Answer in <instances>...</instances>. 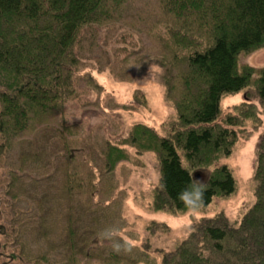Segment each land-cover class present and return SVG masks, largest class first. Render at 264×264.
<instances>
[{
    "label": "trees",
    "instance_id": "obj_1",
    "mask_svg": "<svg viewBox=\"0 0 264 264\" xmlns=\"http://www.w3.org/2000/svg\"><path fill=\"white\" fill-rule=\"evenodd\" d=\"M128 30L152 44L174 113L160 133L137 124L116 143L95 142L69 122L66 107L99 104L89 101L102 88L87 69L133 80V51L120 58ZM263 48L264 0H0V264H264V134L254 201L240 220L221 212L194 221L186 239L154 250L157 257L107 233L120 202L115 171L139 163L128 149L158 163L151 212L190 213L178 194L194 187L202 191L195 212L237 193L231 168L219 162L246 124H263L264 68L239 63ZM247 90L258 104L223 116V99ZM134 100L146 103L140 93Z\"/></svg>",
    "mask_w": 264,
    "mask_h": 264
},
{
    "label": "rangeland",
    "instance_id": "obj_2",
    "mask_svg": "<svg viewBox=\"0 0 264 264\" xmlns=\"http://www.w3.org/2000/svg\"><path fill=\"white\" fill-rule=\"evenodd\" d=\"M123 32L125 31L121 29L119 34ZM128 32L129 30L120 38V48L124 50L120 58L124 56L127 58V54L133 51L129 59L130 66L128 65L132 69L135 68L133 76L131 75L133 80L120 82L109 73L108 69L101 73L87 69V72L93 75L97 84L102 88L98 94H91L89 101L95 102L99 98V104L95 107L83 108L77 102L72 101L66 107L69 122L80 126L84 132L90 133L95 142L101 143L106 139L116 143L137 124L147 125L160 133L162 125L174 113L165 100V68L160 61L148 53L153 51L152 44L146 37H141L142 35L137 30L133 31L132 35ZM140 37L144 46L142 43H133ZM111 47L105 48L104 53L107 59L111 55ZM126 48L129 49L126 50ZM141 57H145L144 61L138 65L134 64ZM150 63L160 69L158 73L151 76L148 73ZM239 63L244 67L264 68V48L242 56ZM135 93L143 95L146 101L144 106L134 100ZM254 96L253 90H247L226 97L221 102L223 116L242 102L255 101L258 104ZM260 112L263 124L257 130L250 124H246L231 157L219 162V165L226 164L231 168L237 183V193L227 200L216 199L206 211L190 212L184 216L151 212L149 210L151 194L159 181L158 163L151 153L138 156L134 150L128 149L139 160V163L137 166L122 164L115 171L116 196L120 202L111 218L112 225L109 224L112 228L107 233L110 236L122 238L125 242H130L133 248H141V250L148 248L151 255L156 256L154 250L171 251L186 239L191 234L194 221L211 218L221 212L231 222L240 220L254 201L252 178L256 169L258 145L264 134V109ZM1 174L0 169V176ZM206 175L207 172H200L195 174V177L203 181ZM2 208L3 206H0V212ZM3 223L4 220L1 219L0 227ZM91 224L93 223L90 222V227ZM150 227L155 230H151ZM4 243L0 238V251L3 250L2 244ZM113 246L110 245V248ZM2 261L3 259H0V262Z\"/></svg>",
    "mask_w": 264,
    "mask_h": 264
},
{
    "label": "clouds",
    "instance_id": "obj_3",
    "mask_svg": "<svg viewBox=\"0 0 264 264\" xmlns=\"http://www.w3.org/2000/svg\"><path fill=\"white\" fill-rule=\"evenodd\" d=\"M159 71L160 69L156 65L152 63L149 64V76L153 75L154 73H158ZM178 196L179 199L188 207L189 211L195 213L202 196V191L200 188L194 187L191 191H189L188 189L181 191Z\"/></svg>",
    "mask_w": 264,
    "mask_h": 264
}]
</instances>
